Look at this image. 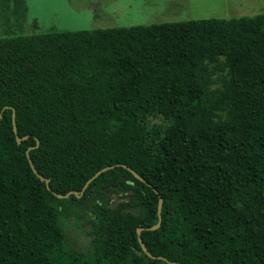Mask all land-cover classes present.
<instances>
[{"label": "trees", "instance_id": "trees-1", "mask_svg": "<svg viewBox=\"0 0 264 264\" xmlns=\"http://www.w3.org/2000/svg\"><path fill=\"white\" fill-rule=\"evenodd\" d=\"M26 14L0 0V264H264V12L24 34Z\"/></svg>", "mask_w": 264, "mask_h": 264}, {"label": "rangeland", "instance_id": "rangeland-1", "mask_svg": "<svg viewBox=\"0 0 264 264\" xmlns=\"http://www.w3.org/2000/svg\"><path fill=\"white\" fill-rule=\"evenodd\" d=\"M26 5L27 14L20 29L24 34L230 18L264 12V0H26ZM2 21L0 18V34L8 32ZM118 198L114 194L112 204ZM65 228L73 244L84 247L90 242L92 227L88 220L81 224L67 220Z\"/></svg>", "mask_w": 264, "mask_h": 264}, {"label": "water", "instance_id": "water-1", "mask_svg": "<svg viewBox=\"0 0 264 264\" xmlns=\"http://www.w3.org/2000/svg\"><path fill=\"white\" fill-rule=\"evenodd\" d=\"M15 117H16V112H15V110H14V112H13L14 131H15V133H16L17 140H18V142L20 143L23 139L27 138V136H25V137H20V136L18 135L17 124H16V121H15ZM0 118H1V114H0ZM27 153H28V158H29L30 164H31V166H32V168H33V170H34V172H35V173H36V174H37L42 180L46 181L48 188H50V179L47 178L46 176H44L43 174H41L40 172H38V170L36 169V167H35V165H34V162H33L32 158H31V156H30V154H29V149H28ZM124 166H125L126 168H128L129 170H131V171L134 173V175H135L136 177H138V178L141 179L142 181H144V182L150 184V183H149V182H148L143 176H141V175H140L135 169H133V168H131L130 166H127V165H124ZM113 167H114V165H112V166H107V167H105V168L99 170L94 176H92V177L87 181V183H86L85 186H84L83 191L88 187V185L91 183V181H92L93 179H95L99 174H101L103 171L108 170V169L113 168ZM150 185H151V184H150ZM155 190L157 191V189H155ZM70 194H71V192H70V193H67L66 195L56 193V195H57L58 197H64V196L67 197V196H69ZM162 207H163V197L160 195L159 205H158L159 222H158L157 224H155V225L149 227L148 229H156V228L160 227V225H161V223H162ZM143 229H144V227H139L138 230H137V233H138V239H139V242H140V244H141L143 250H144L149 256H151V257H159V258H163V259L169 261V260H168L167 258H165L164 256H154V255L150 252V250L148 249V247H147V245H146V243H145V241H144V239H143V237H142V235H141ZM172 263H173V264H176V262H172Z\"/></svg>", "mask_w": 264, "mask_h": 264}]
</instances>
